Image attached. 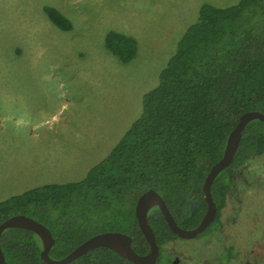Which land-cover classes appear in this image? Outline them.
<instances>
[{"label": "trees", "instance_id": "obj_1", "mask_svg": "<svg viewBox=\"0 0 264 264\" xmlns=\"http://www.w3.org/2000/svg\"><path fill=\"white\" fill-rule=\"evenodd\" d=\"M54 25L68 31L73 22L58 8L45 5ZM106 49L122 63L134 60L138 39L109 30ZM264 112V0H239L220 7L205 2L199 16L182 34L161 70L158 84L142 99V111L110 152L79 180L52 182L0 199V224L24 213L45 225L56 240L50 256H67L82 242L104 231L133 237L137 252L150 245L136 216L139 196L155 189L177 223L196 227L207 211L204 183L225 151L227 139L247 111ZM264 156V121L249 122L232 164L212 184L217 219L250 159ZM160 246L155 264H172L166 244L178 236L161 209L149 211ZM7 264H47L42 240L29 229L9 228L1 238ZM68 264H135L115 250L100 246Z\"/></svg>", "mask_w": 264, "mask_h": 264}, {"label": "rangeland", "instance_id": "obj_2", "mask_svg": "<svg viewBox=\"0 0 264 264\" xmlns=\"http://www.w3.org/2000/svg\"><path fill=\"white\" fill-rule=\"evenodd\" d=\"M238 1L0 0V199L83 178L141 114L143 95L158 84L200 6ZM47 4L73 28L54 25ZM112 29L138 39L131 62L106 49ZM222 218L217 240L241 251L233 264L261 255L264 262V156L238 172ZM212 241L176 238L166 249L179 264H201L206 254L185 244L208 248Z\"/></svg>", "mask_w": 264, "mask_h": 264}, {"label": "water", "instance_id": "obj_3", "mask_svg": "<svg viewBox=\"0 0 264 264\" xmlns=\"http://www.w3.org/2000/svg\"><path fill=\"white\" fill-rule=\"evenodd\" d=\"M255 119L264 121V112L259 110L245 112L240 117L236 126L229 133L222 158L212 165L206 176L203 189L208 208L202 220L195 228H182L177 223L162 195L155 189L151 188L139 196L136 204V216L139 226L150 245V250L147 253L141 254L137 252L136 247L133 245V237L130 234L111 230L91 236L67 256L55 259L50 256V250L56 242L50 228L41 221L24 213H20L10 216L0 224V264H7L6 256L1 244V238L3 232L9 228H24L36 232L42 240L43 246L41 256L47 264H68L79 256L100 246L115 250L135 264H155L160 256L161 249L148 218L149 211L154 207H159L172 231L180 237L193 238L203 232L216 219L218 214V207L212 195V184L219 173L232 164L247 124Z\"/></svg>", "mask_w": 264, "mask_h": 264}, {"label": "flooded vegetation", "instance_id": "obj_4", "mask_svg": "<svg viewBox=\"0 0 264 264\" xmlns=\"http://www.w3.org/2000/svg\"><path fill=\"white\" fill-rule=\"evenodd\" d=\"M224 208L220 212V217H219L220 218L219 219L220 226H217V227L215 226L214 229L212 228L211 230L207 231V229L210 227V225L212 223H214L215 220L217 219V217H216V219L203 232H201L200 234H198L197 236H195L193 238H184V237L176 236V238H181V239H184L186 241L191 240V239H197V238H202V239L208 238V239H211L215 242V244H208V246H209L208 248H210V247L212 248V246H213L212 249H208L207 246H204V248L203 247L197 248L196 244H194L192 246V244L185 242V243H187V244H185L186 246L196 248L197 254H199V255H203V253L206 254V256L203 258V260L200 262L201 264H233V263H235V261L240 256L241 251L239 249V246L236 243L230 242V240H225V239L224 240L223 239L217 240L218 234L225 229V224H224L223 218H222V213H223ZM190 229H192V228H190ZM176 238H174V239H176ZM216 247L219 250L218 252H216ZM251 252H253V249L251 250ZM257 255H259V254H257ZM167 256H168L169 261L172 264H179L180 258L177 255L175 256L174 259H171V257L168 254V250H167ZM259 261H260V263H259ZM255 263L256 264L257 263L258 264H264L263 255H261L260 259L256 258L254 264ZM247 264H253V262L250 259H248Z\"/></svg>", "mask_w": 264, "mask_h": 264}]
</instances>
